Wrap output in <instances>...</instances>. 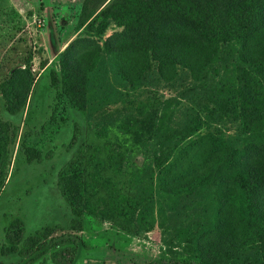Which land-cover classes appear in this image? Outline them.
Returning <instances> with one entry per match:
<instances>
[{"label":"trees","instance_id":"1","mask_svg":"<svg viewBox=\"0 0 264 264\" xmlns=\"http://www.w3.org/2000/svg\"><path fill=\"white\" fill-rule=\"evenodd\" d=\"M99 15L101 33L108 21L122 26L104 43L122 84L139 90L150 70L168 83L182 69L195 91L159 95L155 111L140 101L133 113L108 124L72 121L70 156L57 171V188L72 214L69 227L81 230L82 218L90 216L134 231L136 213L152 197L145 185H152L155 167L162 193L183 199L197 193L203 199L208 192L216 209L212 240L206 242L203 232L194 254L165 252L147 264H264V0H111ZM78 42L61 54V78L50 71L51 87L74 110L86 105L88 73L99 58L96 52L90 63L87 52L76 49ZM13 87L12 75L0 83L10 114L21 107L11 106ZM184 99L209 107L212 119L195 117ZM224 117L238 123L239 133L228 137L208 130L176 148L194 125L209 126ZM9 127L0 120V186ZM33 159L39 155L29 152L27 161ZM4 232L9 245L3 254L25 253L39 249L51 228L25 238L23 221L15 218ZM66 237L56 239L83 245L76 235ZM59 252L52 257L64 264L67 257Z\"/></svg>","mask_w":264,"mask_h":264},{"label":"rangeland","instance_id":"2","mask_svg":"<svg viewBox=\"0 0 264 264\" xmlns=\"http://www.w3.org/2000/svg\"><path fill=\"white\" fill-rule=\"evenodd\" d=\"M108 2L111 0H0V83L13 76L15 100L11 106L21 105L14 114L8 113L9 104L0 93V120L10 124L11 137L0 186V264H56L54 251L67 257L64 264H147L165 252L194 254L203 232L206 242L212 240L216 203L211 194L205 192L204 201L197 193L189 199L162 193L155 167L152 185H145L146 194L151 192L152 197L136 213L134 231L117 230L108 221L90 216L82 218L81 230L69 227L72 214L57 188V171L70 156L66 145L72 121L85 120L90 127L108 124L122 114L133 113L140 101H147L155 111L159 95L170 98L190 87L195 91L182 69L168 83L158 81L150 70L139 90L121 83L104 52L108 37L122 30L115 21H108L101 33L99 14ZM77 39L76 49L87 52L90 63L99 53L88 73L86 105L81 110L65 105L60 91L50 85V71L55 70L61 78V54ZM183 103L186 110L193 109L195 117L212 119L209 107H195L186 99ZM210 124L194 125V131L176 148L208 130L228 137L240 131L238 123L227 117ZM29 152L38 154L39 160L28 162ZM15 218L23 221L25 238L36 230L51 228L39 249L3 254V246L9 245L4 228ZM68 235L78 236L83 245L76 248L73 242L56 239Z\"/></svg>","mask_w":264,"mask_h":264},{"label":"built area","instance_id":"3","mask_svg":"<svg viewBox=\"0 0 264 264\" xmlns=\"http://www.w3.org/2000/svg\"><path fill=\"white\" fill-rule=\"evenodd\" d=\"M40 26V24H38V27Z\"/></svg>","mask_w":264,"mask_h":264}]
</instances>
